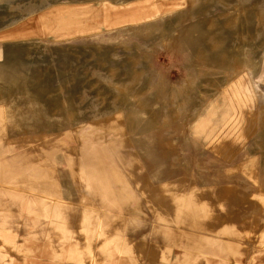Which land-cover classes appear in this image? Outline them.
Wrapping results in <instances>:
<instances>
[{
  "label": "rangeland",
  "instance_id": "1",
  "mask_svg": "<svg viewBox=\"0 0 264 264\" xmlns=\"http://www.w3.org/2000/svg\"><path fill=\"white\" fill-rule=\"evenodd\" d=\"M76 150L115 173L90 187ZM0 163L5 264H145L161 239L174 258L134 180L167 173L189 181L191 233L213 202L215 255L187 264H264V0H0ZM27 175L57 202L23 194Z\"/></svg>",
  "mask_w": 264,
  "mask_h": 264
},
{
  "label": "crops",
  "instance_id": "2",
  "mask_svg": "<svg viewBox=\"0 0 264 264\" xmlns=\"http://www.w3.org/2000/svg\"><path fill=\"white\" fill-rule=\"evenodd\" d=\"M116 137L113 140H110V143L113 145L112 147L109 146L110 150L117 156L118 162L120 166L127 170L128 168V161L132 159L130 157L131 155L126 152V150H121V148L127 147L133 149V143L131 140H127V138ZM127 140V143H125ZM125 143V144H124ZM124 144V145H123ZM100 150V149H99ZM75 155V161L73 163H70L71 165L75 166H82V168L86 169V172H89V174L86 177V181L88 182V185L92 187L94 184H102L100 180H103L105 177H103L105 174H111L115 173V169L113 167H108L105 169V167L102 165V163L93 162L92 154L89 153L87 150L83 153L81 156V153L76 150L73 151ZM80 153V155H79ZM100 154L94 152V155L98 158L103 157L102 159H108L109 154L111 152H99ZM73 154V153H72ZM98 154V155H97ZM71 158L70 153L67 156ZM74 158V157H72ZM12 158L5 159L6 163H9ZM40 162H38L37 165H39ZM3 169L1 163H0V171ZM114 171V172H113ZM8 173V170H7ZM29 175V173H28ZM23 177L20 179V182L23 185L22 193L27 195L28 197H36L37 200H43V201H51L53 199V202H57L54 198L50 197V193L47 194V192H52L57 194L56 197L60 196L55 190V185L50 182L49 178L41 177L37 175V179L35 177ZM132 176V175H131ZM11 175L6 174L5 179H9ZM60 178V176H59ZM149 176H144L141 178H135V183L139 184L141 183L143 185V188L139 191L140 195L146 200V202H151L150 208L151 210L157 215L159 220H162L165 227V232L170 237V240H172L175 245L181 246L184 248L183 252L176 255L174 258L171 256V250L172 247L170 246V243H166L163 239L160 240L159 243H156L152 246H147V244H140L137 246L141 250L142 248L145 249V254L142 256V260L145 264H187L191 260V258L196 253H202L203 254H209L215 255L213 249L210 248V245H214V243L210 242V240H206V232H205V218L207 217V211L206 209L209 208L208 212L213 209L212 201L211 206L206 205L207 201L205 200V196H201V201L203 203H197L198 208L192 209V217H197L199 219V229L198 231L191 233L190 230V219H191V206H190V189H189V181L188 179L184 178V175L180 177L174 178L172 174L167 173L162 176H157L154 178V184L149 185L150 183ZM13 178L11 177V180ZM149 185V186H148ZM11 187L10 185H1L0 184V191H7L8 188ZM98 186V185H97ZM25 187V189H24ZM11 190V189H10ZM39 192H37V191ZM99 193V189L96 190ZM43 193V194H41ZM101 198L103 199V193L99 194ZM193 196V195H192ZM226 197V196H223ZM222 194L219 195V203H222ZM195 202H198V196L194 200ZM154 203V204H153ZM40 204V203H39ZM57 204H55L56 206ZM220 205V204H219ZM29 206V204H28ZM31 207V206H29ZM37 209H39V212H43V204L40 206H37ZM104 210L101 211V215L97 214L99 219L103 218L104 223L107 221L109 224V219L106 218V215L102 214ZM82 212V211H81ZM40 214V213H38ZM85 214V213H84ZM91 214V213H90ZM82 215V214H81ZM44 216V215H42ZM41 216V217H42ZM105 216V217H104ZM97 218V217H96ZM230 218V217H227ZM59 221V220H58ZM171 221V222H170ZM97 222V221H96ZM168 223V224H167ZM170 223V224H169ZM99 224V222H97ZM122 224H117L115 227H113L112 231L117 232V230L121 229L122 232ZM127 226H125L126 228ZM169 228V231L168 229ZM201 228V230H200ZM111 230V229H110ZM119 231V230H118ZM103 232V231H102ZM100 230L97 235L104 234ZM120 232V231H119ZM110 237V235H108ZM201 236V237H200ZM126 239H124L125 241ZM208 241V242H207ZM221 240L219 241V243ZM223 244V243H222ZM227 244L221 245V247H226ZM27 246V247H26ZM25 249L29 250L28 245H26ZM220 247V245H216ZM21 247V246H20ZM30 247V246H29ZM148 247V248H147ZM228 247V245H227ZM22 249V248H21ZM25 249H23L25 251ZM119 251V248H118ZM191 252V253H190ZM191 255H190V254ZM193 253V255H192ZM54 257H57V253H53ZM217 254V253H216ZM53 257V258H54ZM136 262H140L139 259L135 260ZM8 262L5 260V258H0V264H5ZM9 264V263H7ZM221 264V263H220Z\"/></svg>",
  "mask_w": 264,
  "mask_h": 264
}]
</instances>
